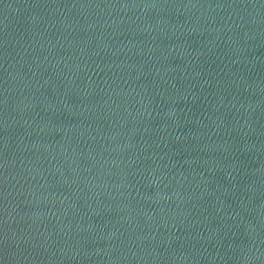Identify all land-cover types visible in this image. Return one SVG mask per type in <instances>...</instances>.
<instances>
[{
  "label": "water",
  "instance_id": "1",
  "mask_svg": "<svg viewBox=\"0 0 264 264\" xmlns=\"http://www.w3.org/2000/svg\"><path fill=\"white\" fill-rule=\"evenodd\" d=\"M0 23L128 134L264 223V0H0Z\"/></svg>",
  "mask_w": 264,
  "mask_h": 264
}]
</instances>
